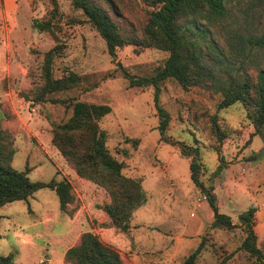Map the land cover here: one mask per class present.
<instances>
[{
  "label": "rangeland",
  "instance_id": "obj_1",
  "mask_svg": "<svg viewBox=\"0 0 264 264\" xmlns=\"http://www.w3.org/2000/svg\"><path fill=\"white\" fill-rule=\"evenodd\" d=\"M113 1L120 25L140 35L148 9L143 1ZM57 3L64 53L54 73L59 77L64 70L72 71L81 83L54 98L110 107L99 123L107 134L106 145L124 164L125 174L141 179L147 201L134 212L126 234L101 226L108 222L100 208L109 200L105 190L79 177L51 144L53 126L65 121L71 110L60 103L34 101L42 86L43 55L55 42L35 29L33 21L44 19L51 2L0 0V127L14 136L11 168L22 172L28 167L31 181L68 180L74 195L66 211L60 210L55 190L47 187L27 200L0 206V255L12 254L16 264H65L66 249L82 232L91 231L131 264H180L201 236L206 247L198 264H253L239 249L245 237L239 214L256 207V244L264 254V138L254 134L245 106L219 109L220 93L209 80L187 91L174 79L163 82L159 92L153 87L128 88L123 70L150 76L168 53L127 45L113 59L82 12L68 0ZM259 29L264 33V20ZM256 63L264 66V53ZM157 106L170 117L166 142L160 140ZM183 145L198 150L202 180L214 186L219 211L230 216L233 228L208 227L212 210L191 179L189 159L180 154ZM219 166L224 168L213 175ZM198 219L201 227L194 235L191 229Z\"/></svg>",
  "mask_w": 264,
  "mask_h": 264
},
{
  "label": "trees",
  "instance_id": "obj_2",
  "mask_svg": "<svg viewBox=\"0 0 264 264\" xmlns=\"http://www.w3.org/2000/svg\"><path fill=\"white\" fill-rule=\"evenodd\" d=\"M49 1L52 8L44 19L33 21L35 29L47 32L55 42L43 55L40 67L42 86L34 101L60 103L71 110L65 121L53 126L51 144L79 177L105 190L109 200L100 208L108 217V222L101 226L114 227L126 234L132 227L134 212L146 203L147 196L141 179L125 174L124 164L108 150L107 134L99 123L111 112L110 107L75 98H54V95L78 87L81 77L69 70H64L59 77L55 76V62L63 56L64 45L60 39L61 17L57 0ZM68 1L75 10L82 12L88 24L104 40L113 59L116 51L127 45L168 53L163 65L150 76L136 77L123 70L128 88L153 87L159 92L163 82L174 79L187 91L209 80L220 93L218 108L243 104L254 134L264 138V66L256 63L264 53V33H260L259 29L264 20V0H142L148 9L140 35L120 25V15L113 0ZM157 112L160 140L169 141L165 132L170 117L160 107ZM213 122L215 125V120ZM218 139L222 141L224 136L218 133ZM131 144L136 147L138 140H131ZM14 154L13 134L0 127V206L27 200L35 191L47 187L55 190L60 210L66 211L67 205L74 199L71 183L65 179L31 181L27 175L28 167L22 172L11 168ZM180 154L189 159L191 179L212 210V221L208 227L233 228L235 224L230 216L219 211L214 186L202 180L204 167L198 150L183 145L180 146ZM223 168L219 166L213 175ZM256 210L251 206L239 214L245 229L239 249L252 258L253 264H264V254L256 244ZM205 247L206 237L201 236L196 248L180 264H198L199 255ZM64 262L128 264L119 250L104 243L91 231L82 232L76 243L66 249ZM0 264L16 263L12 254H7L0 255Z\"/></svg>",
  "mask_w": 264,
  "mask_h": 264
},
{
  "label": "crops",
  "instance_id": "obj_3",
  "mask_svg": "<svg viewBox=\"0 0 264 264\" xmlns=\"http://www.w3.org/2000/svg\"><path fill=\"white\" fill-rule=\"evenodd\" d=\"M201 222H202V221H201L200 219H198L197 221H194V222H193L194 224L192 225V229H191L192 231H191V232L194 233V235L197 234V233L199 232L200 227H201V226H200ZM197 228H198V229H197ZM126 263L131 264L130 261H129V262H126Z\"/></svg>",
  "mask_w": 264,
  "mask_h": 264
}]
</instances>
